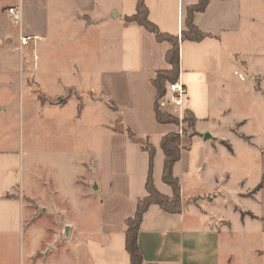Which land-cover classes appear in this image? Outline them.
Wrapping results in <instances>:
<instances>
[{
	"label": "crops",
	"instance_id": "crops-1",
	"mask_svg": "<svg viewBox=\"0 0 264 264\" xmlns=\"http://www.w3.org/2000/svg\"><path fill=\"white\" fill-rule=\"evenodd\" d=\"M144 1L149 18L162 31L180 35L187 8L199 0ZM137 2L0 0V80L20 76L22 91L28 92V81L23 78L33 77L36 89L47 99L40 105L50 107L54 105L50 99L53 94L45 88L49 77L58 84L67 75L87 77L85 88L69 82L58 89L54 96L57 104L71 101H58L67 87L69 91L99 88V100L105 101L113 114L112 123L105 125L113 135L110 167L124 176L116 178L114 190L100 204L102 219L96 230L84 234L77 220L67 219L64 228H74L75 238L69 250L62 252L75 255V260L71 257L74 264L77 256L79 264H131L125 245L126 221L135 215L138 200L147 195L150 157L131 140L128 128L136 135L150 137L156 147L155 185L162 193L173 194L163 180L165 154L161 141L179 126L158 121L157 89L153 84L157 71L170 67L166 52L171 43L159 41L144 26L128 21ZM11 6L21 11L18 24L7 12ZM194 21L210 36L201 41L184 40L180 45L179 81L187 89L183 111L193 112L197 131L189 146L182 148L173 168L180 181L182 209L171 213L152 204L145 212L139 231L144 264H224L223 251L229 245L230 256L234 255L233 241L238 238H244L250 259L259 251L257 264H264V0H209L205 11L195 13ZM6 22L14 28L7 29ZM21 35L40 39L32 41L34 47L25 48H37L34 55L18 50ZM13 105L17 113L19 109L23 114L29 112L26 97L11 101L10 107ZM18 122L16 114L11 119L12 130H17ZM207 132L212 137L205 140ZM22 143L0 146V239H8L4 251L9 262L10 253L18 250V245L10 243L11 238L24 239L33 230H26L29 210L24 204V181L30 162ZM237 145L244 151L237 150ZM242 152L258 161L253 184L246 185L243 179L234 181ZM75 179L70 180L73 186H77ZM59 187L72 202L69 192ZM90 196L88 193L84 199ZM244 200L258 203L260 211L243 207ZM227 211H233L235 218ZM21 247V264H50L51 256L57 254L50 249L44 252L41 247ZM67 261L64 258V264ZM52 264L61 263L58 260ZM252 264L256 263L252 260Z\"/></svg>",
	"mask_w": 264,
	"mask_h": 264
},
{
	"label": "rangeland",
	"instance_id": "rangeland-1",
	"mask_svg": "<svg viewBox=\"0 0 264 264\" xmlns=\"http://www.w3.org/2000/svg\"><path fill=\"white\" fill-rule=\"evenodd\" d=\"M6 28L12 27L6 22ZM23 36L26 35L20 36L18 45L20 52L29 50L25 48L34 47L32 42L29 45H23ZM14 44L17 45L18 42H14ZM29 52L34 55L37 48L29 50ZM23 79L25 82L28 81L30 87L28 92L22 91L20 76L12 75L6 81L3 78L0 80V146L23 141V149L28 151L30 171L24 181V204L29 210L26 230L31 228L33 230H29V234L24 239L18 237L15 241L14 238H11L10 243L18 245V250L10 253L12 255L10 262L5 258L4 251L6 245L4 242H7L8 239L5 241L0 239V264H21L20 249H22V245H30L32 248L41 247L40 250L44 252L50 249L54 254L57 253L56 257L51 256L50 264L58 262V260L64 264V258L68 259L66 264H74L71 257L75 260L76 256L63 255L62 252L69 250L68 246L70 243L73 244L75 238H73L74 228L72 227H70L69 234H65L64 225L67 224V219L77 220L84 234L96 230L102 219L100 204L114 190L116 178L122 179L124 176L122 172L114 173L110 167L113 135H110L111 131L105 127L112 123L113 114L105 101L99 100L102 97L99 88L91 91L90 89L80 91L72 88L69 91L70 87H67L65 93L60 96L61 100L58 101L68 102V99L72 98L71 101L66 105L57 104V99L54 96L58 93V89H64L69 82H73L72 84H76L77 87L85 88L89 84L87 77L84 79L80 75H67L63 77V82L60 84L53 77H49L50 82L45 85V88L50 90V94H53L50 99L54 105L50 107L40 105L47 99L36 89L35 79L30 76L28 79ZM22 97H26L29 101V112H25V114L20 109L17 113L15 105L10 107L11 101H19ZM16 114H18L19 121L17 130H12L11 119L16 117ZM172 115L177 119L179 126L177 132L181 136V146L185 149L197 131L195 126L183 119L185 111L182 116L174 113ZM240 116L241 113L237 115V117ZM7 128L12 131L8 133ZM235 128L238 130V125ZM241 148L239 145L236 146L237 150L244 151ZM246 162H248L247 167ZM257 168L258 161L255 157L242 152L236 164L234 181L239 182L243 179L246 180V185L255 183L258 175ZM72 178L76 180L77 186H73L70 181ZM58 183L69 192L72 202H68V198L65 196L67 194L61 190ZM95 184H97L96 188ZM17 188L16 192L19 194L21 190L19 186ZM70 189H73V192H70ZM85 193L87 194L85 195ZM88 193L91 196L84 199ZM78 194L79 198L75 199L74 196H78ZM169 197H173V194ZM80 198L81 201L78 200ZM84 200H87L86 203ZM242 206L253 208L256 211H260L261 207L255 201L250 200H244ZM227 213L235 218L233 211H227ZM243 240L244 238H238L233 241L236 250L234 255L230 256L232 251L229 245L228 249L223 251L224 264H236L237 261H245L243 264H252V260L256 264L259 262V251H255L253 259H250V253ZM230 241L232 242V239ZM58 254L63 255V259H59ZM39 255L42 256V253ZM80 262L77 256V264Z\"/></svg>",
	"mask_w": 264,
	"mask_h": 264
},
{
	"label": "trees",
	"instance_id": "trees-1",
	"mask_svg": "<svg viewBox=\"0 0 264 264\" xmlns=\"http://www.w3.org/2000/svg\"><path fill=\"white\" fill-rule=\"evenodd\" d=\"M208 4L209 0H199L197 3L192 4L187 8L185 27L182 29L180 35L162 31L158 25L149 18V10L144 0H138L135 13L127 17L128 21L137 22L144 26L148 31L154 33L159 41H169L171 43V47L166 52V59L170 64V67L158 70L153 79V84L157 89L156 115L158 121L161 123L178 124L177 119H175L171 113L159 108L158 102L162 96L165 95L168 84L179 81L181 41H201L210 36V34L203 32L194 21L195 13L205 11ZM257 85L259 84L257 83ZM183 119L192 126H195L196 124V117L189 109L185 110V116ZM127 132L131 140L139 143L141 148L146 151L150 157L149 174L146 183L147 195L138 200L135 215L129 217L126 221L127 229L125 232V245L126 250L130 255V263L144 264V257L139 245V231L145 212L152 204H158L171 213H178L182 209L180 181L173 172L174 165L181 158V136L177 131L169 132L163 136L161 141V147L165 154L163 180L166 184L171 186L173 190V197H169L159 191L154 182L153 171L156 147L152 143L150 137L136 135L129 128L127 129ZM263 180L260 186H262Z\"/></svg>",
	"mask_w": 264,
	"mask_h": 264
},
{
	"label": "built area",
	"instance_id": "built-area-1",
	"mask_svg": "<svg viewBox=\"0 0 264 264\" xmlns=\"http://www.w3.org/2000/svg\"><path fill=\"white\" fill-rule=\"evenodd\" d=\"M7 12L14 23H19L21 20V11L16 6L8 7ZM38 39V37L23 36V45H29L31 42ZM187 94L186 87L180 82L169 83L167 86V91L164 96L159 100L158 105L161 110L167 111L169 113H174L176 115H183V105L184 99Z\"/></svg>",
	"mask_w": 264,
	"mask_h": 264
},
{
	"label": "water",
	"instance_id": "water-1",
	"mask_svg": "<svg viewBox=\"0 0 264 264\" xmlns=\"http://www.w3.org/2000/svg\"><path fill=\"white\" fill-rule=\"evenodd\" d=\"M59 100H61V99H59ZM211 137H212V134L209 133V132L205 133V135H204V139L205 140H208ZM96 187H97V185L95 184V188ZM64 231H65V234L68 235L69 234V231H70V226L69 225H66L65 228H64Z\"/></svg>",
	"mask_w": 264,
	"mask_h": 264
}]
</instances>
